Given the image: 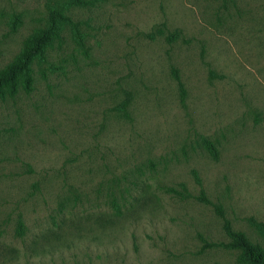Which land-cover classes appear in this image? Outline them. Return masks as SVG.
<instances>
[{
    "label": "rangeland",
    "instance_id": "1",
    "mask_svg": "<svg viewBox=\"0 0 264 264\" xmlns=\"http://www.w3.org/2000/svg\"><path fill=\"white\" fill-rule=\"evenodd\" d=\"M46 3L0 0V71ZM73 7L34 91L0 100V264H243L217 207L262 240L264 0Z\"/></svg>",
    "mask_w": 264,
    "mask_h": 264
},
{
    "label": "trees",
    "instance_id": "2",
    "mask_svg": "<svg viewBox=\"0 0 264 264\" xmlns=\"http://www.w3.org/2000/svg\"><path fill=\"white\" fill-rule=\"evenodd\" d=\"M101 0H47L45 8V17L41 26L36 28L26 39L19 54L0 71V100L14 99L21 91L29 94L34 91V66L40 67L48 62L49 49H54L56 41L62 42V31H65L67 24H71L70 13L74 6H95ZM74 8V7H73ZM73 33L79 45L83 46V37L81 32L73 25ZM161 33V32H160ZM176 78L182 93L186 90L178 73L175 71ZM128 102L130 98L128 97ZM127 102V103H128ZM209 150L218 158V152L213 143L206 142ZM197 181L201 184L200 178L195 173ZM187 188L183 192L177 191L179 195H185ZM201 202L212 204L207 198L204 190H201V196L198 197ZM219 215L224 220V231L229 239L226 244H221L224 248L236 250L239 252L238 260L243 264H264V223L251 220L253 226L259 232L262 240L254 243L242 231L234 230L231 222L225 218L223 212L217 207ZM24 223L19 221V229L23 230Z\"/></svg>",
    "mask_w": 264,
    "mask_h": 264
}]
</instances>
